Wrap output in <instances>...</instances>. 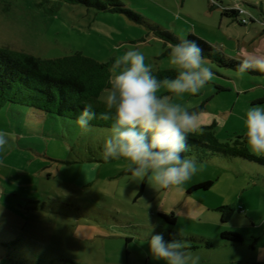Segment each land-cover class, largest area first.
Masks as SVG:
<instances>
[{
  "label": "rangeland",
  "instance_id": "1",
  "mask_svg": "<svg viewBox=\"0 0 264 264\" xmlns=\"http://www.w3.org/2000/svg\"><path fill=\"white\" fill-rule=\"evenodd\" d=\"M120 1L176 38L192 34L240 62L247 55L264 58V0ZM39 3L0 0V47L43 59L81 52L109 62L136 46L153 71L172 69L164 55L169 44L123 15L66 3L50 12ZM236 4L258 20L240 25L221 16ZM207 62L214 81L199 94L173 99L190 111L203 105L195 133L212 125L219 141L234 140L244 135L246 109L264 104L254 102L264 99V71L252 75ZM18 109L21 115L10 106L0 109V131L8 141L0 152V264H159L142 239L149 218L159 221L157 233L186 239L196 264H264V167L200 148L186 155L196 159L198 171L182 190L163 189L134 180L124 160L105 161L108 130L80 133L72 122L44 124ZM207 181L209 189L189 192ZM26 199L44 207L28 210ZM227 206L235 212L223 221L218 209ZM170 213L175 224L162 217ZM224 231L242 242L222 240Z\"/></svg>",
  "mask_w": 264,
  "mask_h": 264
},
{
  "label": "clouds",
  "instance_id": "2",
  "mask_svg": "<svg viewBox=\"0 0 264 264\" xmlns=\"http://www.w3.org/2000/svg\"><path fill=\"white\" fill-rule=\"evenodd\" d=\"M170 44L168 62L176 73L172 79H158L136 46L128 47L113 65L114 74L103 90L102 118L111 120L103 142L106 162L124 160L128 174L136 181L163 189L182 190L198 171L195 158L184 155L190 134L200 130V113L190 111L173 97L199 94L215 79L203 49L186 36ZM240 72L264 71V58L245 59ZM166 88L168 94L161 92ZM97 118V106L88 101L76 119L84 130ZM249 149L264 155V104L249 106L241 117ZM7 134L0 131V152L7 145ZM0 202V214L3 213ZM159 221L151 218L142 237L148 255L159 264H196L189 255V242L182 236L170 241L155 230Z\"/></svg>",
  "mask_w": 264,
  "mask_h": 264
},
{
  "label": "trees",
  "instance_id": "3",
  "mask_svg": "<svg viewBox=\"0 0 264 264\" xmlns=\"http://www.w3.org/2000/svg\"><path fill=\"white\" fill-rule=\"evenodd\" d=\"M61 3L81 5L99 12L123 15L128 21L147 27L149 34L165 44L170 45L179 42L178 38L167 29L156 23L147 22L142 14L127 8L120 0H40L39 6L49 5V11L55 12ZM221 16L232 17L240 25H249L258 20L252 13L237 4L233 7L224 8ZM187 38L195 40L199 44L203 49V55L210 63L218 68L240 72L239 66L242 62L238 59L224 55L216 46L192 34H189ZM169 51L170 48L164 55H168ZM114 63V60L99 62L81 52H74L58 58L43 59L22 51L0 47V109L4 106H10L12 111L21 115L22 112L18 108H22L25 114L35 115L44 124H57L59 121L69 124L72 122L80 133L88 134L89 131L109 130L112 121L102 118L104 108L100 95L114 74L112 71ZM153 73L161 80L172 79L176 75L172 69H158ZM245 73L263 74L258 70H248ZM88 101L96 104L97 118L91 121L89 129L84 130L76 124V119ZM254 102L262 103L264 99H258ZM202 110L203 105L192 109V111L197 112ZM72 135L74 138L77 137L73 133ZM200 148H206L210 152L228 157L242 158L264 167V155L256 157L249 152L245 135H237L234 140L221 142L216 138L212 125L203 127L199 133L189 135L187 150L184 155L191 153V150L196 151ZM211 185L212 182L207 181L193 186L189 192L199 189L207 190ZM26 201L29 204L28 210H39L44 207V204L38 200L26 199ZM218 210L221 212L223 221H228L235 212V209L230 206L221 207ZM162 217L169 224L176 223V217L173 213ZM163 235L166 241H170L176 235L181 236L175 232ZM220 237L232 244L242 242V237L231 231L222 232ZM205 246L210 248L212 245L206 242ZM191 248L197 247L191 246Z\"/></svg>",
  "mask_w": 264,
  "mask_h": 264
},
{
  "label": "crops",
  "instance_id": "4",
  "mask_svg": "<svg viewBox=\"0 0 264 264\" xmlns=\"http://www.w3.org/2000/svg\"><path fill=\"white\" fill-rule=\"evenodd\" d=\"M248 56V55H247ZM246 56V59H248V57ZM250 58V57H249ZM250 59H252V58H250ZM253 59H255L254 57H253Z\"/></svg>",
  "mask_w": 264,
  "mask_h": 264
}]
</instances>
